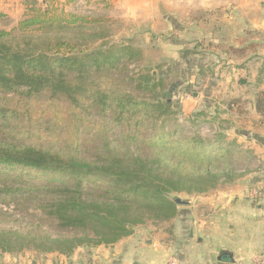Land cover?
Wrapping results in <instances>:
<instances>
[{
    "label": "trees",
    "instance_id": "obj_1",
    "mask_svg": "<svg viewBox=\"0 0 264 264\" xmlns=\"http://www.w3.org/2000/svg\"><path fill=\"white\" fill-rule=\"evenodd\" d=\"M30 4L14 27L0 29V205L32 208L43 222L0 228V250L70 255L77 246L114 244L147 218H174L179 208L171 194H205L230 180L224 175L234 169L225 162L254 159L251 149L220 139L224 131L217 139L187 138L185 125L173 121L164 80L125 65L138 49L91 47L107 37L91 26L104 18L59 9V0ZM206 48L244 59L257 46L242 39ZM192 52L183 49L181 61ZM90 104L98 120L87 113L82 124ZM254 109L264 125V92ZM253 138L264 144L262 135ZM7 215L0 207V219ZM44 222L60 232L49 233Z\"/></svg>",
    "mask_w": 264,
    "mask_h": 264
},
{
    "label": "crops",
    "instance_id": "obj_2",
    "mask_svg": "<svg viewBox=\"0 0 264 264\" xmlns=\"http://www.w3.org/2000/svg\"><path fill=\"white\" fill-rule=\"evenodd\" d=\"M38 1L44 0H0V13L16 23L28 4ZM107 4L103 9L109 17L150 25L166 33L167 49H175L178 54L190 45L191 35L196 41L209 38L238 45L244 39L245 44L256 45V51L244 59L213 53L201 45L205 57L199 59L195 80L190 82L195 81L193 85L200 89L210 84L203 89L206 98L218 96L251 103L253 119H249L243 137L250 149L258 145L252 135L264 130L254 109L264 92V0H108ZM218 55L225 61L221 64H226V72L213 79L205 70L211 60L221 65L216 60ZM193 96L198 101L202 94L194 92ZM224 133L229 135L227 130ZM243 174L233 181L237 183L235 188L222 185L210 193L182 197L190 204L178 206L176 222L168 226L167 237L158 232L139 233L114 244L96 246L90 249L89 264H165L169 255L177 256L180 264H254L255 257L264 254V203L260 197L252 198L247 190L251 186L264 188V170L254 176L245 171ZM238 180L245 184L240 186Z\"/></svg>",
    "mask_w": 264,
    "mask_h": 264
},
{
    "label": "rangeland",
    "instance_id": "obj_3",
    "mask_svg": "<svg viewBox=\"0 0 264 264\" xmlns=\"http://www.w3.org/2000/svg\"><path fill=\"white\" fill-rule=\"evenodd\" d=\"M93 2V0H88L89 6L86 4L80 5L78 7L74 5L71 6L70 3L68 5L62 4L59 5V9L63 8L68 12L74 11L82 15H91L90 17L92 19H99L101 17L104 18V21L93 23L91 26L93 32H99L101 29H103V32L107 35V37L105 40L97 39L96 42H93L91 47L101 45H132V47H135V49L139 50L134 54V58H132L131 61L126 62L125 65L128 63L129 70L133 73L150 71L154 76L164 80V88L168 91L167 99L172 104L173 111L176 112L173 117V121L175 118L178 119V123L185 125L187 128L185 131L187 138L198 135L205 139L209 137H215L217 139L219 138L216 136L217 132H225L227 130L229 135L225 134V136L220 139H224V141L229 142L234 141L238 145H242L244 149L245 146H248L247 149H250L248 145L249 142H247V139L243 137V131L249 128V119H253L251 118L253 116L249 112L251 103L245 101V99L240 100L238 103H233L231 102L233 100H228L227 98L222 99L218 96L206 98L204 96L203 89L208 88L210 84H207V86H205L206 84H204V86L201 85L200 89L199 87H195L193 85V82L195 81L190 82V79H194L196 77V65L200 63L199 59H204L205 57L203 49L207 47L208 43L210 42L219 43V39L211 40L209 38H201V40L196 41V38L193 39L194 35L189 36L188 40L190 43L188 44L190 45L185 47L184 50L189 49L193 52L188 54V58L183 57V60L180 61L181 55L176 52L177 50L175 51L174 49L169 51V49H167V44L169 41L167 40L166 33L161 32V30H157V28L151 29L150 25H138L109 17L107 11L103 9L107 8L105 7V4L103 6H97L93 4ZM41 4L42 3L38 1L36 5L41 7ZM28 7H32V4L28 5ZM2 15H4V17L0 18V29L10 30L17 24L18 21L13 23L8 15L4 13H2ZM176 38L179 39L178 36ZM176 38H172V40L178 41ZM200 43L205 44L203 49L201 48ZM217 57L218 58L216 60L220 61L218 64L225 62L219 58V55ZM216 64L217 63L215 61L211 60V62H209V64L206 66L205 70V74H207L208 77H213V79L216 77H223L220 75H224V72H226L224 71L226 64ZM193 76L195 77L193 78ZM238 78H240V76H238ZM194 92L202 94L200 100H195V97L193 96ZM43 109L44 107L42 109L36 108V113L41 112ZM60 109L61 113H59V115L61 121L63 122L68 118V107L66 104L62 103L60 105ZM88 110L89 111H85L81 115V121L83 122L82 124L87 123V119L83 117V115H87V113L89 114V118L92 119V122L98 120L96 108H93V105L90 104ZM192 118L194 121L189 120ZM210 127L213 128V130L210 129ZM258 127L259 125H255V128ZM81 129H83V126ZM261 130V132H258L257 130L255 133L262 135L264 138V130ZM81 131L85 132L84 130ZM257 144L258 145L254 146L251 145L254 147L250 150L254 158L251 160V162L247 161L244 164L243 160L239 159H233L229 162H225L228 164L227 167L229 164H231V167L234 169V173L231 174V176L224 175V177H228L230 180L218 183L216 187L208 190L206 193H210L222 185L235 188L234 186L237 185V183L235 184L233 181L235 179L240 180V178L244 175V171L245 174L250 173L252 176H254L259 171L264 170V145L259 142ZM219 164H221V162H219ZM226 164H221L220 167L223 168V166ZM2 167H4L3 169L9 173L12 172L22 174V171L16 170L15 167ZM244 184V181L239 183L240 186H243ZM247 192L254 199L261 198L260 200H262V203H264V188L251 186L248 188ZM259 192H261V195ZM186 195L187 194L184 193H173L170 195V197L174 199V197H185ZM178 206L181 207V205ZM0 207L8 214L7 217L0 219V228L27 229L31 225L43 222L40 221V214L32 210V208L23 209L21 205H17L14 202H10V204L2 203ZM177 215L174 218L168 220L147 218L143 223L134 226L130 235H138L139 233L146 235L147 233L152 234L154 232H158L161 233L162 236L167 237L168 226L173 222H176ZM43 225H45L44 229L49 233L54 234L60 232L55 229L54 225L51 226L48 222H44ZM62 232L64 234L72 233L69 231ZM95 247L96 246H77L70 255L60 254L58 252H42L38 251L34 247L23 248L20 251L0 250V264H89L88 259L91 251L90 249Z\"/></svg>",
    "mask_w": 264,
    "mask_h": 264
},
{
    "label": "built area",
    "instance_id": "obj_4",
    "mask_svg": "<svg viewBox=\"0 0 264 264\" xmlns=\"http://www.w3.org/2000/svg\"><path fill=\"white\" fill-rule=\"evenodd\" d=\"M93 4L97 5V6H103L104 4L106 5L108 2V0H93ZM107 2V3H106ZM73 3L74 6L78 7L80 5H86L88 4V0H76ZM89 6V4H88ZM208 131V130H207ZM259 194L261 195V192H259ZM165 264H180V261L178 259L177 256L175 255H169ZM254 264H264V254L263 255H257L254 259Z\"/></svg>",
    "mask_w": 264,
    "mask_h": 264
},
{
    "label": "water",
    "instance_id": "obj_5",
    "mask_svg": "<svg viewBox=\"0 0 264 264\" xmlns=\"http://www.w3.org/2000/svg\"><path fill=\"white\" fill-rule=\"evenodd\" d=\"M174 202L177 204V205H189L190 204V200L189 199H186V198H182V197H174Z\"/></svg>",
    "mask_w": 264,
    "mask_h": 264
}]
</instances>
